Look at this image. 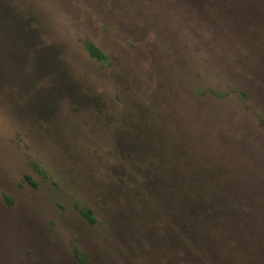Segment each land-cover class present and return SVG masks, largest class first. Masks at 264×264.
Wrapping results in <instances>:
<instances>
[{
	"label": "rangeland",
	"instance_id": "rangeland-1",
	"mask_svg": "<svg viewBox=\"0 0 264 264\" xmlns=\"http://www.w3.org/2000/svg\"><path fill=\"white\" fill-rule=\"evenodd\" d=\"M0 264H264V0H0Z\"/></svg>",
	"mask_w": 264,
	"mask_h": 264
},
{
	"label": "trees",
	"instance_id": "trees-1",
	"mask_svg": "<svg viewBox=\"0 0 264 264\" xmlns=\"http://www.w3.org/2000/svg\"><path fill=\"white\" fill-rule=\"evenodd\" d=\"M85 47L92 58L102 61L104 63L109 62L108 54L105 51H103L99 46H97L95 43L91 41H87L85 43ZM80 212L90 223H95L96 219L93 216V212L91 209L83 208L80 209Z\"/></svg>",
	"mask_w": 264,
	"mask_h": 264
}]
</instances>
